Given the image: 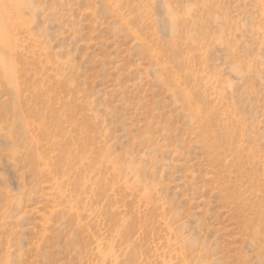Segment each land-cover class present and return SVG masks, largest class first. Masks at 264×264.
I'll use <instances>...</instances> for the list:
<instances>
[{"label":"rangeland","instance_id":"rangeland-1","mask_svg":"<svg viewBox=\"0 0 264 264\" xmlns=\"http://www.w3.org/2000/svg\"><path fill=\"white\" fill-rule=\"evenodd\" d=\"M98 219L264 264V0H0V264H100Z\"/></svg>","mask_w":264,"mask_h":264},{"label":"bare ground","instance_id":"bare-ground-1","mask_svg":"<svg viewBox=\"0 0 264 264\" xmlns=\"http://www.w3.org/2000/svg\"><path fill=\"white\" fill-rule=\"evenodd\" d=\"M103 207V206H102ZM106 213V212H105ZM75 221H77L80 225L82 230V233H86V235L82 236V253H86V255H93V249L90 248L89 246V240L90 239H96V235L95 233H92V228L89 226L88 224V219L87 216L84 215V213H79V212H75V217H74ZM111 220H113V218H110ZM96 227H98V230H102L101 234H102V238L99 237V254H96L95 251L94 253L99 257V262L100 264H143L141 262V255L140 253H136L137 249H133V247H131L130 249H127V252L125 253L126 255L129 254L127 256V260L125 262H123V260L121 258H119L121 256V254L124 252L123 251V243L125 238L121 235H119L118 233H116V231L114 230V224H112L111 222L108 223L107 228L105 227V224H102L101 221L98 219L97 222L94 223ZM108 235L109 237H111L114 241L119 243V253H117V249L116 247L110 246L109 243H106L104 240V236ZM137 255L139 256L140 261H137Z\"/></svg>","mask_w":264,"mask_h":264}]
</instances>
